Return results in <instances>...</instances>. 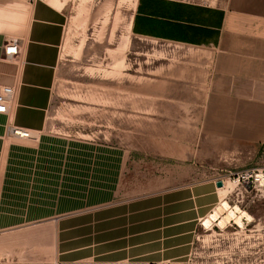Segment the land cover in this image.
Wrapping results in <instances>:
<instances>
[{
  "label": "rangeland",
  "instance_id": "374dc122",
  "mask_svg": "<svg viewBox=\"0 0 264 264\" xmlns=\"http://www.w3.org/2000/svg\"><path fill=\"white\" fill-rule=\"evenodd\" d=\"M50 1L66 15L52 102L45 130L22 138L34 150L31 175L45 159V206L59 186L63 210H74L214 172L224 179V198L191 255L169 264H264V187L227 175L264 169V143L224 170L200 162L212 51L135 36L136 0ZM45 141L51 148L41 150ZM0 264H56L53 224L1 231Z\"/></svg>",
  "mask_w": 264,
  "mask_h": 264
},
{
  "label": "crops",
  "instance_id": "0c3cea01",
  "mask_svg": "<svg viewBox=\"0 0 264 264\" xmlns=\"http://www.w3.org/2000/svg\"><path fill=\"white\" fill-rule=\"evenodd\" d=\"M65 22L63 8L50 0H0V89L16 90L9 112L0 113V232L49 220L56 264L186 260L204 220L224 198L217 185L223 177L214 172L143 194L98 198L74 210H63L59 186L51 193L53 205L45 206L39 172L45 159L31 175L34 150L12 129L39 134L46 128ZM131 30L214 54L200 162L224 170L226 163L241 162L247 148L264 143V0H136ZM14 38L20 52L9 59L4 47ZM40 147L51 148V142Z\"/></svg>",
  "mask_w": 264,
  "mask_h": 264
},
{
  "label": "built area",
  "instance_id": "2783aa9c",
  "mask_svg": "<svg viewBox=\"0 0 264 264\" xmlns=\"http://www.w3.org/2000/svg\"><path fill=\"white\" fill-rule=\"evenodd\" d=\"M34 2L36 0H29ZM20 47L18 39L14 38L5 45L4 55L6 58H14L19 55ZM16 93L15 87L11 85H5L0 89V113H8L10 105L13 101L14 95ZM12 133L20 138H32L36 134L32 133L28 129L21 127H13ZM230 177H237L239 183H245L252 187H264V169H247L240 172L229 173ZM223 186H225L224 179H221ZM169 264V263H166Z\"/></svg>",
  "mask_w": 264,
  "mask_h": 264
},
{
  "label": "water",
  "instance_id": "95a60500",
  "mask_svg": "<svg viewBox=\"0 0 264 264\" xmlns=\"http://www.w3.org/2000/svg\"><path fill=\"white\" fill-rule=\"evenodd\" d=\"M217 185H218L219 187H222V186H223V182H222V181H219V182L217 183Z\"/></svg>",
  "mask_w": 264,
  "mask_h": 264
}]
</instances>
